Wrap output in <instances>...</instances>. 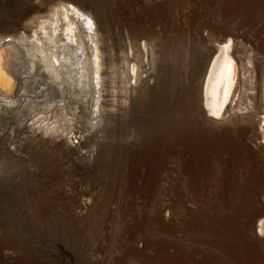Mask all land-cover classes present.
Listing matches in <instances>:
<instances>
[{
    "label": "rangeland",
    "instance_id": "1",
    "mask_svg": "<svg viewBox=\"0 0 264 264\" xmlns=\"http://www.w3.org/2000/svg\"><path fill=\"white\" fill-rule=\"evenodd\" d=\"M66 7L102 81L61 67L68 117L0 112V264H264V113L217 119L201 93L215 39L264 69V0H0V39L57 11L68 42Z\"/></svg>",
    "mask_w": 264,
    "mask_h": 264
},
{
    "label": "bare ground",
    "instance_id": "2",
    "mask_svg": "<svg viewBox=\"0 0 264 264\" xmlns=\"http://www.w3.org/2000/svg\"><path fill=\"white\" fill-rule=\"evenodd\" d=\"M68 10L66 7L62 11L69 23L66 30L68 42L62 43L59 38L55 39L62 20L57 11L40 22L34 35L23 36V42L14 38L0 39V57L3 59L5 73L10 78L0 84V112L5 114L15 108L31 112V116H40L41 111L52 112L55 109L61 110L68 117L73 110L62 85L59 72L61 67L80 73L81 78L88 79L90 83L95 82L94 85L98 88L97 85L102 81L100 76L104 63L99 38L89 19L85 27L78 17L72 19ZM72 31L74 32L71 33ZM215 42L206 71H203L205 76L201 93L206 113L217 119L255 114L258 111L264 113V69L256 70L263 60L259 63L255 55L248 53L244 43L236 37L226 36L217 41L215 39ZM59 46L70 57L68 60L63 59L65 55L60 54ZM142 46L138 43V59L133 58L132 50L126 55L129 79L140 77L144 59H140L139 53L145 49ZM71 54H75L79 62L73 68L70 64ZM133 61H137V64ZM94 85L93 88L96 89ZM261 119L264 122V116ZM67 120L70 124L73 122L71 117ZM38 127L42 129L43 125L38 124ZM52 130L55 129H49L50 132ZM261 130L264 132V123L261 124ZM262 142L264 144V138Z\"/></svg>",
    "mask_w": 264,
    "mask_h": 264
},
{
    "label": "snow or ice",
    "instance_id": "3",
    "mask_svg": "<svg viewBox=\"0 0 264 264\" xmlns=\"http://www.w3.org/2000/svg\"><path fill=\"white\" fill-rule=\"evenodd\" d=\"M89 23H91V21H89ZM225 47H227V45H225ZM7 79H10V78L5 73L4 66H3V59L2 57H0V84H2V82Z\"/></svg>",
    "mask_w": 264,
    "mask_h": 264
}]
</instances>
